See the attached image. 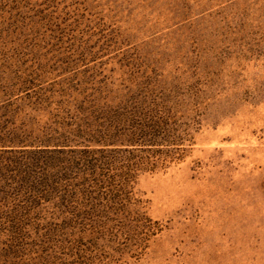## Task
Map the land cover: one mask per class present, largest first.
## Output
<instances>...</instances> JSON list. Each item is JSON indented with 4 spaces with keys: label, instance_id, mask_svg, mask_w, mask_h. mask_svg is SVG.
Wrapping results in <instances>:
<instances>
[{
    "label": "rangeland",
    "instance_id": "374dc122",
    "mask_svg": "<svg viewBox=\"0 0 264 264\" xmlns=\"http://www.w3.org/2000/svg\"><path fill=\"white\" fill-rule=\"evenodd\" d=\"M139 103L164 164L64 219L44 170ZM0 264H264V0H0Z\"/></svg>",
    "mask_w": 264,
    "mask_h": 264
},
{
    "label": "trees",
    "instance_id": "16d2710c",
    "mask_svg": "<svg viewBox=\"0 0 264 264\" xmlns=\"http://www.w3.org/2000/svg\"><path fill=\"white\" fill-rule=\"evenodd\" d=\"M147 107L141 103L135 104L130 107L132 109H124L120 115L113 116L115 120L109 126L113 129L110 131L105 128L104 135L110 138L112 134L109 133L116 130L115 132L124 137L120 144H102L96 140L98 147L84 145V148L76 151L70 149L72 154L75 152L74 156L64 157L60 169L56 172H53L56 168L52 167V171L45 177L44 170L42 177L40 176V185L46 183L50 187L49 190L61 192L59 203L64 219L67 218L74 224L90 222L89 227L94 228L103 218L112 220L114 216L130 210L133 200L131 182L136 172L141 169L156 170L163 163L156 155L140 156L136 153L147 152L144 146L148 144L144 142L153 140L143 138L154 137L158 131L159 123L154 121L157 115L153 114L156 110ZM14 145L16 144L1 146ZM111 145L118 147L110 148ZM54 146L56 147L52 150H41L65 151L64 147L59 146L66 145ZM33 190L35 191V188Z\"/></svg>",
    "mask_w": 264,
    "mask_h": 264
}]
</instances>
